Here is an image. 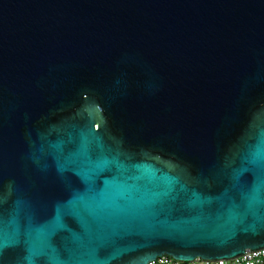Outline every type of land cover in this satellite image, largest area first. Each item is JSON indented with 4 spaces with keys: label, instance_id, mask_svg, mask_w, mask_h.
<instances>
[{
    "label": "water",
    "instance_id": "95a60500",
    "mask_svg": "<svg viewBox=\"0 0 264 264\" xmlns=\"http://www.w3.org/2000/svg\"><path fill=\"white\" fill-rule=\"evenodd\" d=\"M261 249L264 0H0V264Z\"/></svg>",
    "mask_w": 264,
    "mask_h": 264
},
{
    "label": "built area",
    "instance_id": "2783aa9c",
    "mask_svg": "<svg viewBox=\"0 0 264 264\" xmlns=\"http://www.w3.org/2000/svg\"><path fill=\"white\" fill-rule=\"evenodd\" d=\"M149 264H264V249L246 250L242 256L231 260L204 261L198 258L192 262H179L169 256H162Z\"/></svg>",
    "mask_w": 264,
    "mask_h": 264
},
{
    "label": "snow or ice",
    "instance_id": "6c2138e0",
    "mask_svg": "<svg viewBox=\"0 0 264 264\" xmlns=\"http://www.w3.org/2000/svg\"><path fill=\"white\" fill-rule=\"evenodd\" d=\"M241 252H242V249H237L230 255H239V254H241ZM177 258H184V257H179L178 256ZM189 258H191V257H189ZM224 258H227V257H224Z\"/></svg>",
    "mask_w": 264,
    "mask_h": 264
}]
</instances>
